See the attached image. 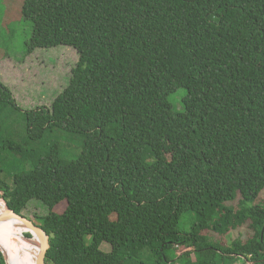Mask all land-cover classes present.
<instances>
[{"label":"trees","instance_id":"1","mask_svg":"<svg viewBox=\"0 0 264 264\" xmlns=\"http://www.w3.org/2000/svg\"><path fill=\"white\" fill-rule=\"evenodd\" d=\"M23 16L27 55H79L51 106L0 81V197L48 208L47 264H264V0H24Z\"/></svg>","mask_w":264,"mask_h":264},{"label":"rangeland","instance_id":"2","mask_svg":"<svg viewBox=\"0 0 264 264\" xmlns=\"http://www.w3.org/2000/svg\"><path fill=\"white\" fill-rule=\"evenodd\" d=\"M23 5L24 0H0V81L12 90L21 107L36 109L51 106L68 86L79 55L68 46L39 49L27 55L26 43L32 36L33 24L23 16ZM185 95L186 91L180 90L173 96L172 103L177 110H181V100ZM2 201L0 197V204ZM47 214L48 208L38 201H32L23 212L24 216L34 221ZM181 227H185L184 220ZM26 234L22 235L25 237ZM249 235L248 230L243 228L230 233L226 242L231 244L238 238L246 240ZM213 238L219 240L218 235L213 234ZM11 264H14L13 260Z\"/></svg>","mask_w":264,"mask_h":264},{"label":"bare ground","instance_id":"3","mask_svg":"<svg viewBox=\"0 0 264 264\" xmlns=\"http://www.w3.org/2000/svg\"><path fill=\"white\" fill-rule=\"evenodd\" d=\"M23 233H26V230L19 223L12 221L0 227V248L9 258V264L11 260L14 264H35L36 262L39 242L35 237L30 239L24 237Z\"/></svg>","mask_w":264,"mask_h":264},{"label":"water","instance_id":"4","mask_svg":"<svg viewBox=\"0 0 264 264\" xmlns=\"http://www.w3.org/2000/svg\"><path fill=\"white\" fill-rule=\"evenodd\" d=\"M10 221L19 223L21 227L26 230V233L31 234L32 237H35L38 240L39 252L35 264H47L46 258L47 253L51 248V237L46 230L43 227L36 225L33 219H30L23 214L16 213L6 205L4 211L0 212V227ZM0 251L4 254L7 264H9L4 250L0 248Z\"/></svg>","mask_w":264,"mask_h":264},{"label":"built area","instance_id":"5","mask_svg":"<svg viewBox=\"0 0 264 264\" xmlns=\"http://www.w3.org/2000/svg\"><path fill=\"white\" fill-rule=\"evenodd\" d=\"M5 207H6V204H5L4 201H2V205H1V208H0V212L3 211L5 209ZM2 208H4V209H2Z\"/></svg>","mask_w":264,"mask_h":264},{"label":"clouds","instance_id":"6","mask_svg":"<svg viewBox=\"0 0 264 264\" xmlns=\"http://www.w3.org/2000/svg\"><path fill=\"white\" fill-rule=\"evenodd\" d=\"M4 201V200H3ZM5 202V201H4ZM6 204V203H5Z\"/></svg>","mask_w":264,"mask_h":264}]
</instances>
